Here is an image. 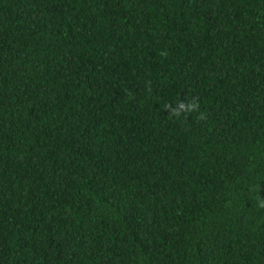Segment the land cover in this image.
I'll list each match as a JSON object with an SVG mask.
<instances>
[{
	"label": "trees",
	"instance_id": "obj_1",
	"mask_svg": "<svg viewBox=\"0 0 264 264\" xmlns=\"http://www.w3.org/2000/svg\"><path fill=\"white\" fill-rule=\"evenodd\" d=\"M0 264H264V0H0Z\"/></svg>",
	"mask_w": 264,
	"mask_h": 264
}]
</instances>
